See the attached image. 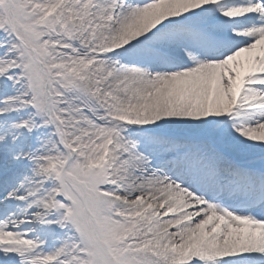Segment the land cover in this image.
<instances>
[{
  "label": "snow or ice",
  "instance_id": "6c2138e0",
  "mask_svg": "<svg viewBox=\"0 0 264 264\" xmlns=\"http://www.w3.org/2000/svg\"><path fill=\"white\" fill-rule=\"evenodd\" d=\"M0 264H264V0H0Z\"/></svg>",
  "mask_w": 264,
  "mask_h": 264
}]
</instances>
